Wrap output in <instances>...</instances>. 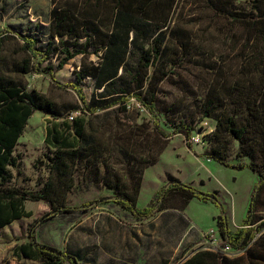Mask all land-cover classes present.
Returning a JSON list of instances; mask_svg holds the SVG:
<instances>
[{"label":"rangeland","instance_id":"rangeland-1","mask_svg":"<svg viewBox=\"0 0 264 264\" xmlns=\"http://www.w3.org/2000/svg\"><path fill=\"white\" fill-rule=\"evenodd\" d=\"M254 4L264 12V0H177L167 27L164 56L159 61L169 75L159 87L157 115L135 101L126 111L115 106L96 115L76 112V116L84 118L87 136L103 149L107 164L93 175L87 173L83 163L79 165L71 189L58 190L67 205L78 206L111 196L113 191L104 182L113 173L120 177L123 187L131 188L132 175H128L127 167L135 151L138 158L156 156V162L143 170L139 207L149 205L167 175L172 174L204 191H218L231 229L240 225L258 176L249 169L228 168L204 156L213 146L211 134L218 122L205 115L203 106L212 100L219 110L236 114L240 123L244 121L246 106L254 101L252 97L258 96L256 100L264 102V42L257 36L253 38L243 23L227 18L222 12L254 13ZM53 6V0H0V31L10 36L4 44L0 72L8 73L12 61L19 56L15 53L18 42L11 38L13 33H35V25L39 24L41 37L48 38ZM179 33L183 35L181 40ZM182 42L186 44L183 55ZM260 48L263 62L256 67L255 56ZM90 60L98 62L99 55H91ZM52 63L57 65L55 57ZM81 64L82 55H78L56 73V79L62 83L76 81ZM12 76L28 90H36L59 106L79 104L72 88L57 87L47 74ZM80 84L90 101L95 94L94 79L83 75ZM61 120L40 111L31 115L15 149L21 163L18 169L11 170V185L35 190L54 177L46 165L45 154L50 147L45 137L47 127ZM180 122L194 127L191 148L184 133H172V125ZM160 128L172 135L162 137ZM260 130L259 136L251 135L244 146L247 152L252 149L251 157H239V142L226 136L222 144L227 161L236 164L253 159L264 163V144L258 145L264 143V125ZM123 150L128 154L133 151L132 155L128 158ZM24 205L32 216L13 221L3 229L0 264H39L18 259L12 251L15 244L27 240L31 225L48 213L50 207L42 201L27 200ZM219 213L215 204L197 198L182 208L180 198L174 195L168 199L166 209L150 219L138 220L119 204L110 202L88 211L51 216L36 228V235L39 242L77 254L82 264H159L162 259L174 264L196 249L222 248L216 220ZM228 251V255L236 253Z\"/></svg>","mask_w":264,"mask_h":264},{"label":"trees","instance_id":"trees-1","mask_svg":"<svg viewBox=\"0 0 264 264\" xmlns=\"http://www.w3.org/2000/svg\"><path fill=\"white\" fill-rule=\"evenodd\" d=\"M50 12L48 38L43 40L39 24L35 33L15 32L18 57L12 61L8 73L0 72V240L4 241L3 229L13 221L28 218L32 212L26 210L25 201H42L50 211L38 218L28 232L27 240L13 246V256L29 259L39 264H82L77 254L61 250L55 246L39 242L36 228L49 217L62 212L88 211L105 203L119 204L138 220H147L167 208L168 199L177 196L181 207L185 208L192 199L212 202L219 209L217 215L218 232L223 246H229L245 252L248 264H264V163L251 160L232 164L227 161L225 147L226 136L239 142L237 155L252 156V149H244L251 135L259 136L264 125V102L256 97L246 106L243 122H238L236 114L224 109L219 110L213 101L204 103L206 116L217 120V127L211 134L212 148L204 153L209 160L236 170L249 169L257 176L247 213L240 225L232 230L227 211L218 196V191L207 192L193 184L180 181L172 174L167 175L165 183L157 191L151 203L145 207L137 205L141 189L143 170L156 162V156L137 157L135 151L123 154L128 158L134 154L133 161L127 167L131 188L123 187L120 177L113 173L111 179L104 182L113 191L111 196L91 199L81 205H67L59 194V189L69 191L79 165L93 175L107 161L103 158V149L87 135L84 118L76 112L96 115L101 110L118 106L126 111L132 101L143 106L155 116L157 95L161 83L169 75L162 62L164 45L167 39V27L171 12L177 0H53ZM255 5V12L241 10H222L227 18L243 23L253 38L257 36L264 42V12ZM174 35V34H173ZM179 40L183 37L178 35ZM0 31V60L7 38ZM252 40V39H250ZM185 42L180 44L184 54ZM261 48L256 53V67L261 65ZM99 55L98 62L90 60L91 55ZM82 55L80 72L76 81L62 83L56 79V73L76 56ZM57 59V65L52 63ZM47 74L57 87L72 88L78 97V105L59 104L37 92L28 90L15 79L14 75ZM83 75L95 81V94L90 101L81 86ZM211 107V109H210ZM239 110V109H237ZM35 111H40L53 119H62L47 127L45 143L50 151L45 154L46 165L51 171V180L40 189H24L11 185L12 169L20 167V156L15 154L19 139ZM156 126L159 120L156 118ZM65 128V130H63ZM172 133H184L188 147L192 146L194 127L186 122L172 125ZM162 137L172 134L159 129ZM262 131V130H260ZM250 142V141H248ZM259 143L258 145H263ZM140 159L142 161L140 162ZM143 162V163H142ZM126 163V164H127ZM59 188H55V187ZM222 251V249H220ZM221 251L199 250L193 255L174 264H240L231 261ZM225 253V252H224ZM159 264H170L162 259Z\"/></svg>","mask_w":264,"mask_h":264},{"label":"crops","instance_id":"crops-1","mask_svg":"<svg viewBox=\"0 0 264 264\" xmlns=\"http://www.w3.org/2000/svg\"><path fill=\"white\" fill-rule=\"evenodd\" d=\"M239 226V225H238ZM237 226V227H238ZM199 250H211V251H214V252H216V251H221L220 249H216V250H214V249H210V248H205V249H196L195 251H193L190 255H188V256H191V255H193L196 251H199ZM229 251L230 252H236V253H234V254H232V255H228V254H226V252L224 253V252H222L227 258H229L231 261H236V262H238V263H240V264H248V262H247V260H246V258H245V252L244 251H241V250H236V249H233V248H231V249H229ZM228 251V252H229ZM187 257V256H186ZM185 258V257H184ZM183 258V259H184ZM181 261V260H180ZM179 261V262H180Z\"/></svg>","mask_w":264,"mask_h":264},{"label":"built area","instance_id":"built-area-1","mask_svg":"<svg viewBox=\"0 0 264 264\" xmlns=\"http://www.w3.org/2000/svg\"><path fill=\"white\" fill-rule=\"evenodd\" d=\"M221 249H222L223 252H227L229 249H231V247H229V246H223Z\"/></svg>","mask_w":264,"mask_h":264}]
</instances>
